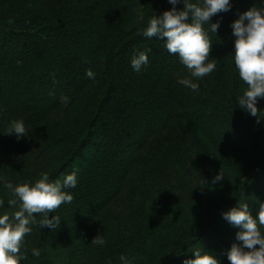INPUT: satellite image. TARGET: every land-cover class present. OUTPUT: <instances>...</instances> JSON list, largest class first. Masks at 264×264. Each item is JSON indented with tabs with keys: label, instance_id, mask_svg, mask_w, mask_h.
<instances>
[{
	"label": "trees",
	"instance_id": "16d2710c",
	"mask_svg": "<svg viewBox=\"0 0 264 264\" xmlns=\"http://www.w3.org/2000/svg\"><path fill=\"white\" fill-rule=\"evenodd\" d=\"M138 1L0 0V40L11 50L0 52V215L19 210L8 204L15 197L6 182L77 175L76 187L64 189L73 201L48 214L60 225H30L20 264H122V254L131 264H184L196 249L230 264L241 229L222 214L247 203L255 217L264 202V119L238 105L247 86L232 35L239 15L264 0H230L229 11L204 25L208 61L222 65L199 79L165 41L143 35L164 12L128 14ZM119 15L130 16L128 24L119 27ZM140 52L148 63L137 72L131 60ZM183 78L198 90L178 83ZM257 107L264 118V99ZM14 120L26 136L6 134ZM220 171L225 178L213 183ZM97 235L104 246L91 243Z\"/></svg>",
	"mask_w": 264,
	"mask_h": 264
},
{
	"label": "clouds",
	"instance_id": "9594fccd",
	"mask_svg": "<svg viewBox=\"0 0 264 264\" xmlns=\"http://www.w3.org/2000/svg\"><path fill=\"white\" fill-rule=\"evenodd\" d=\"M173 5L171 10L165 11L162 16H152L146 29L142 30L147 38L156 37L165 41V47L170 54L178 55L182 64L189 70L192 77L202 78L216 69V62L208 61L211 53L212 42L204 29L212 16L220 12H227L231 8L230 0H203L202 3H193L183 0V9L177 10L175 5L178 0H168ZM219 22L210 25V30L216 33ZM234 41V63L240 79L246 84V90L238 99V105L252 117L261 119V109L257 107L259 99H264V7L253 6L239 15L232 24ZM150 51V49L148 50ZM148 63V56L140 52L131 60L132 68L139 72L143 65ZM86 76L95 78L89 69ZM181 85L198 90L199 84L192 79L183 78L178 81ZM62 102L67 105L68 97H62ZM15 133L19 139L26 136L27 130L22 120L12 121L6 134ZM224 174L220 171L213 183L222 181ZM77 175L75 172L68 174L61 181H50L48 173H42L34 184L23 183L13 186L6 182L5 188L10 190L15 197L10 199V207H17L11 215H0V264H20L26 259L21 248L26 235L30 234V225L39 223L41 228L48 227L52 230L60 225V217L53 216L62 204L71 203L74 199L64 189L75 188ZM0 200V205H3ZM36 214L43 216L37 221ZM230 224L241 230L237 232L236 239L240 244L234 243L228 251L230 264H264V202L260 203L257 215L251 214L247 203H239L237 207L222 214ZM92 244L104 246L106 240L97 235ZM32 254L39 257V249L33 248ZM194 259H186L184 264H219V261L210 253L202 254L200 249L193 251ZM122 264H131L128 257L120 256Z\"/></svg>",
	"mask_w": 264,
	"mask_h": 264
},
{
	"label": "rangeland",
	"instance_id": "374dc122",
	"mask_svg": "<svg viewBox=\"0 0 264 264\" xmlns=\"http://www.w3.org/2000/svg\"><path fill=\"white\" fill-rule=\"evenodd\" d=\"M203 2V0L201 1V2H198V1H194L193 3H202ZM150 4H151V2H149V1H145V0H143L142 2L141 1H138V2H136V3H134V4H132L130 7V9H129V12H128V14H131V15H136V13H140V9L141 10H144V9H148V8H150V9H153V10H157V12L158 11H160V12H165L166 11V9H159V8H156L155 9V6H150ZM121 11V10H120ZM120 11H119V9H113L112 10V13L111 14H118V13H120ZM121 14V13H120ZM138 15V14H137ZM139 16V15H138ZM130 17V16H129ZM129 17H127V16H124V15H119V19H120V22H119V27L120 26H124L127 22H129ZM134 17V16H133ZM135 18V20H136V17H134ZM103 19H105V17L103 18ZM128 24V23H127ZM135 24V23H134ZM4 43L0 40V52H2L3 51V53L5 54V55H7V54H10L11 53V50L9 49V50H6V51H4L5 50V48H4ZM7 48H10L9 46L7 47ZM6 48V49H7ZM8 52V53H7ZM215 62H216V68L217 67H219V66H221L222 64L221 63H219L217 60H214ZM212 62V61H211ZM224 65V64H223ZM229 67H231V66H229ZM228 67V68H229ZM241 110H242V113H244V114H246V115H248V116H251L250 114H248L245 110H243L242 108H241ZM222 153H225V154H227V152H222ZM227 155H229V154H227Z\"/></svg>",
	"mask_w": 264,
	"mask_h": 264
}]
</instances>
